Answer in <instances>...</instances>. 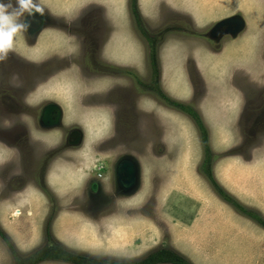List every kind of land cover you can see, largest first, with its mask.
Here are the masks:
<instances>
[{
  "label": "rangeland",
  "instance_id": "obj_1",
  "mask_svg": "<svg viewBox=\"0 0 264 264\" xmlns=\"http://www.w3.org/2000/svg\"><path fill=\"white\" fill-rule=\"evenodd\" d=\"M101 1L116 30L103 82L98 68L108 64L97 68L84 60L75 74L72 57L62 58L71 47L60 22L39 37L18 36L15 50L0 62V125L7 127L0 130V264H21L17 260L36 249L60 246L97 262L133 263L169 250L188 264H264V15L261 21L254 15L264 14V0H137L140 22L130 15L125 26L123 0L46 5L57 16L68 15L70 30L67 22ZM234 15L246 21L242 34L207 38L213 25ZM143 33L159 37L161 91L191 105L201 127L144 92L153 85ZM80 36L83 47L93 46L90 29ZM29 87L28 102L53 104L61 124L43 129L39 109L19 105ZM5 107L31 118H10ZM24 123L30 135L22 127L10 130ZM75 128L83 132L82 146ZM203 150L210 166L202 169ZM100 164V185L90 195L85 179ZM209 173L261 223L227 203ZM132 177L121 186L120 179Z\"/></svg>",
  "mask_w": 264,
  "mask_h": 264
},
{
  "label": "flooded vegetation",
  "instance_id": "obj_2",
  "mask_svg": "<svg viewBox=\"0 0 264 264\" xmlns=\"http://www.w3.org/2000/svg\"><path fill=\"white\" fill-rule=\"evenodd\" d=\"M2 1L5 2V3L9 2L8 0H1V2ZM14 1L15 2L11 1L13 6L16 5L15 4L16 0H14ZM116 1H118V0H116ZM123 1L126 4L125 12L128 15V17H126V16L124 17V20H123V21H125L124 22V26L128 23V18H130V15H133V19H134L135 22H140V20H139L140 18H138L139 13L137 11V0H123ZM37 2L41 5V7L44 8V15L41 16L39 14H36V15H34L32 17H27V19L31 23V26L28 29L27 33H26L27 36L29 38L34 36V35L35 36L32 37V38L39 37V35L44 30H46V28L54 27V28H58L59 29L58 22L64 24L63 26L60 25L61 26L60 33H62L64 36H66L65 38L67 39V42L69 43L68 48L71 47V49H70V52L68 54H64L62 56V58L70 59L72 57L70 59V61H73V62H70V65H71L70 68L74 69L75 70V74H76V72L79 71L78 69L81 70V68H80V66L82 67V63L81 62L85 63L84 60H89L90 59L92 62H96V63H93V64L97 68H98L99 63L102 62V63L108 64V65L106 66V68H101V67L98 68L101 71H103V73H102L103 77H102V79H99V81L102 80L101 82H103L104 79L108 78V76L110 74L109 67H110V65H112L113 59H114L113 58V54H112V52H113L112 45H111V47L109 46V38L112 37L111 34L115 33L116 30L113 31L114 30V22H113V20H112V24L110 25V22L105 17V16H107V17L111 16V14H109V12L106 10L105 3L103 1H101L100 3H97V4H94V3L93 4H87L83 10H80V12L75 15V18H73L72 20L67 22L68 25L70 23H73V26L70 27L71 29L69 30V29H67L66 22H65V21H68L67 20L68 15L63 14L62 16H57V14H54L52 12V10H50L48 8V6L46 5V4H50L48 2V0H37ZM238 16H240V15H238ZM240 17H242V16H240ZM112 19H114V18H112ZM243 20L245 21L244 18H243ZM84 28L85 29H90V31H91V36H90L91 38L89 40L93 42V46L91 44L88 48L87 47H83V41L81 40V36H80L82 31L84 30ZM245 28H246V21H245ZM245 28H244V30H245ZM244 30L242 32H240L235 38H237L240 34H242L244 32ZM21 37H26V36L23 34ZM145 37H147L146 40H145ZM226 37L232 38L229 35H225V36H223L221 38L224 39ZM207 38L210 39V40L215 41L213 38H210L208 36H207ZM130 39H131V36L127 37V41H129ZM158 40H159V37H157V36H154V35L150 36L149 34H144L143 33V41H145L144 44L146 45V42H147L148 43V47H150L149 48V52H148V57H149L148 65H149L150 70H151V83L153 85V89H151L150 91L145 90L144 92H148L149 96L151 95L153 98L155 97L156 99L160 100L163 103H165L163 101V98H166L169 101L175 102L174 100H171V98L167 97L161 91V87L162 86L160 85V83L162 81V71H161V66L159 65V62H158L157 48H156L157 47L156 46V42ZM83 52H84V54L87 52V55H86L87 57L86 58H84L85 55H83ZM56 56H57V54H54V56H52V58H49V59L46 58V60H44L42 62V64L48 63L52 59H56ZM107 59H108V62L105 61ZM33 64L34 63H32V66H33V68H35V65H33ZM85 65H86V63H85ZM51 76L54 77V76H56V74L54 73V74L50 75L49 78ZM76 79L78 81V75H76ZM79 82L84 84V82L82 80H79ZM1 84L2 83H0V85ZM31 84H33V83H31ZM33 90L34 89H31L29 87L28 90H24L22 92L23 95H22V97L19 100V105L21 106L23 104L26 108L27 107L31 108L34 111H35L34 108L39 109L40 114H39V118L37 120V125L40 126L41 128H43L41 125H39L40 115H42V113L44 111H46V112H49L48 114L51 116V118H54L55 115L57 114V111L54 110L52 106H46L47 103L45 105H43L42 107H40V105L34 107V104L28 102L27 98L32 93ZM146 95L147 94H145V96ZM2 104H3V106L5 104H7L11 108L13 107V102H7V103L4 102ZM186 106H188V105H186ZM189 106H190V108L193 111H195L197 113V111L191 105H189ZM13 110L5 107L3 111H5L6 114L9 113L8 116L10 118L22 117V116H24L26 118H29V119L31 118V114L27 113L25 111H21L19 114L13 115L12 114ZM197 115H198L199 119L201 120V118H200L198 113H197ZM47 117H49V116H47ZM11 126L12 127L10 128V130H13L14 127H22V128H24L25 132H23L20 129H16V130H20L21 132H23L24 136L30 135V130H29V128L27 127V125L25 123L24 124H17V125L11 124ZM117 127L118 126L116 124H113V128H114V130H113L114 134L113 135H114V137H115V135L117 133L116 132L117 131ZM5 128H7V127L3 126L2 124L0 125V130L1 129H5ZM43 129H47V128H43ZM75 129H77V131H78V132H75V134H79L78 146H82V144H83V136H84L83 132H82V130L80 128H75ZM17 135H19V134H17ZM113 139L114 138H112L111 140H113ZM6 152L8 153V149L6 150ZM9 153H11V152H9ZM205 155H206V152L203 150V158H204ZM207 162H208V156H207L206 160L204 158L203 161H202V169H203V165L204 164L207 165V166H210L209 164H207ZM114 168H115V166H114ZM114 168H113V170H114ZM102 169H103V165L100 164L99 167H98V170L93 172L92 174H89L88 178L85 179V182H86L85 189H88L90 195L96 194L95 192L93 193L92 191L94 190V187L97 188L98 185H100L99 184L100 180H98V179H101L102 176L98 175V174L100 173V171ZM119 172L121 174L122 170L120 169ZM93 174H94V176H93ZM51 176H52L51 172L48 173V177L50 178ZM46 179H47V175L44 178V182L47 185ZM132 179H133V177L129 181H125L123 179H120L121 186H127L126 184H130L131 181H133ZM96 180H97V182H96ZM100 189H101V187H100ZM99 193H101V192H99ZM99 198H103V196H101V197L99 196ZM56 210L57 209L53 210L54 211L53 214L56 213Z\"/></svg>",
  "mask_w": 264,
  "mask_h": 264
},
{
  "label": "trees",
  "instance_id": "obj_3",
  "mask_svg": "<svg viewBox=\"0 0 264 264\" xmlns=\"http://www.w3.org/2000/svg\"><path fill=\"white\" fill-rule=\"evenodd\" d=\"M163 101L170 107L179 109L183 111L184 113L188 114L192 118H194L197 122V126H202L200 119L195 111H193L190 106H183L177 102H172L167 100L166 98H163ZM204 138V134L202 136ZM207 152V151H205ZM208 180L210 184L213 186V188L216 191H219L220 193L223 194L221 197L229 203L231 206H233L237 211L240 213L253 218L257 222L261 223L260 220H258L255 216H252L248 211H246L243 207H241L237 202H234L232 198L226 195L220 187L216 184L213 176L209 173L208 174ZM48 233V230H46ZM48 237V235H47ZM48 259H56L60 260L62 262L70 263V264H163V263H169V264H188L185 263L183 260L179 259L176 255H174L172 252L169 250H162L158 251L156 253H153L146 258H144L141 261L138 262H133V263H121L118 261H113V260H106V261H101L97 262L95 260H91L87 257L80 256L77 254H74L73 252L64 249L63 247L55 248V251L53 250H48V249H36L33 252L25 255L24 258L18 259L17 262L21 264H37L40 261H45Z\"/></svg>",
  "mask_w": 264,
  "mask_h": 264
},
{
  "label": "clouds",
  "instance_id": "obj_4",
  "mask_svg": "<svg viewBox=\"0 0 264 264\" xmlns=\"http://www.w3.org/2000/svg\"><path fill=\"white\" fill-rule=\"evenodd\" d=\"M36 14L44 15V8L37 0H16L15 7L11 0L0 3V62L7 61L15 50L16 38L27 33L31 26L27 17Z\"/></svg>",
  "mask_w": 264,
  "mask_h": 264
},
{
  "label": "water",
  "instance_id": "obj_5",
  "mask_svg": "<svg viewBox=\"0 0 264 264\" xmlns=\"http://www.w3.org/2000/svg\"><path fill=\"white\" fill-rule=\"evenodd\" d=\"M245 28V21L242 17L238 15H234L231 17H227L218 21L211 30L208 32V37L210 38H221L225 35H229L232 38H235L240 32H242ZM55 110V109H54ZM57 114L54 118L48 114L49 112L44 111L41 115V122L40 125L43 128H50L57 126L60 123V112L57 109ZM49 116V117H47ZM128 186V184H126Z\"/></svg>",
  "mask_w": 264,
  "mask_h": 264
},
{
  "label": "crops",
  "instance_id": "obj_6",
  "mask_svg": "<svg viewBox=\"0 0 264 264\" xmlns=\"http://www.w3.org/2000/svg\"><path fill=\"white\" fill-rule=\"evenodd\" d=\"M258 3V6L260 5V2L258 1L257 2ZM255 16H258V21L260 20L261 21V17H263V12L262 13H260V11H258V12H256V14H254Z\"/></svg>",
  "mask_w": 264,
  "mask_h": 264
},
{
  "label": "bare ground",
  "instance_id": "obj_7",
  "mask_svg": "<svg viewBox=\"0 0 264 264\" xmlns=\"http://www.w3.org/2000/svg\"><path fill=\"white\" fill-rule=\"evenodd\" d=\"M48 106H52L53 108H55V109H58L56 106H54L53 104H50V105H48ZM59 110V109H58ZM59 112H60V110H59ZM60 115H61V113H60ZM61 117H62V115H61ZM61 122H62V118H60V124H61ZM60 126V125H59Z\"/></svg>",
  "mask_w": 264,
  "mask_h": 264
}]
</instances>
